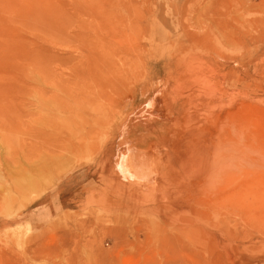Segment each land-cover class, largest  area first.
Instances as JSON below:
<instances>
[{
  "label": "rangeland",
  "instance_id": "1",
  "mask_svg": "<svg viewBox=\"0 0 264 264\" xmlns=\"http://www.w3.org/2000/svg\"><path fill=\"white\" fill-rule=\"evenodd\" d=\"M0 264H264V0H0Z\"/></svg>",
  "mask_w": 264,
  "mask_h": 264
},
{
  "label": "bare ground",
  "instance_id": "2",
  "mask_svg": "<svg viewBox=\"0 0 264 264\" xmlns=\"http://www.w3.org/2000/svg\"><path fill=\"white\" fill-rule=\"evenodd\" d=\"M122 154L119 156V159H118L117 163L115 164L116 174L118 175V177L120 179H122L125 182L131 181V180H133V176L131 175V172H130L129 168L132 167V164H130L131 162H129L130 167H128L127 166V161H126L127 157L123 156ZM133 170H135V169H133ZM137 176H138V174H137ZM135 178H136V175H135ZM134 181H135V179H134ZM131 183H132V181H131Z\"/></svg>",
  "mask_w": 264,
  "mask_h": 264
}]
</instances>
